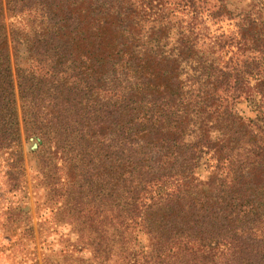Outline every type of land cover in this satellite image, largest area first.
Masks as SVG:
<instances>
[{
    "label": "trees",
    "instance_id": "trees-1",
    "mask_svg": "<svg viewBox=\"0 0 264 264\" xmlns=\"http://www.w3.org/2000/svg\"><path fill=\"white\" fill-rule=\"evenodd\" d=\"M204 17L238 41L200 42ZM254 96L264 114L254 0H0V176L22 188L36 137L83 264H264V126L236 107Z\"/></svg>",
    "mask_w": 264,
    "mask_h": 264
},
{
    "label": "rangeland",
    "instance_id": "rangeland-1",
    "mask_svg": "<svg viewBox=\"0 0 264 264\" xmlns=\"http://www.w3.org/2000/svg\"><path fill=\"white\" fill-rule=\"evenodd\" d=\"M246 3L253 0H244ZM264 18V0H254ZM7 26L28 27L27 16L5 14ZM200 42L218 44L234 39L238 35L236 21L225 19L213 21L204 17ZM197 30V29H196ZM23 58V55L19 59ZM21 63V61L19 62ZM17 108L19 110L18 101ZM258 96L236 105L238 112L246 117L260 119L264 126V114L260 111ZM264 111V109H263ZM36 137H27L21 129V149L24 160V184L16 192L5 188L0 176V264H83L92 259V253L77 239L70 219L63 216L57 204L51 202L38 181ZM212 161L210 154L202 150L199 154L196 176L203 180L209 174Z\"/></svg>",
    "mask_w": 264,
    "mask_h": 264
}]
</instances>
